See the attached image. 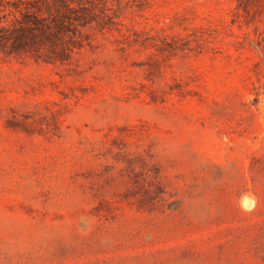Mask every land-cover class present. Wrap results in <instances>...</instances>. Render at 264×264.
I'll list each match as a JSON object with an SVG mask.
<instances>
[{
	"label": "rangeland",
	"instance_id": "374dc122",
	"mask_svg": "<svg viewBox=\"0 0 264 264\" xmlns=\"http://www.w3.org/2000/svg\"><path fill=\"white\" fill-rule=\"evenodd\" d=\"M65 2L0 48V264H264V0Z\"/></svg>",
	"mask_w": 264,
	"mask_h": 264
},
{
	"label": "trees",
	"instance_id": "16d2710c",
	"mask_svg": "<svg viewBox=\"0 0 264 264\" xmlns=\"http://www.w3.org/2000/svg\"><path fill=\"white\" fill-rule=\"evenodd\" d=\"M65 4L66 13L56 17L49 0H20L0 9V48L13 43L16 50L41 46L56 37L60 28L72 20L71 8ZM58 37V35H57Z\"/></svg>",
	"mask_w": 264,
	"mask_h": 264
},
{
	"label": "bare ground",
	"instance_id": "6f19581e",
	"mask_svg": "<svg viewBox=\"0 0 264 264\" xmlns=\"http://www.w3.org/2000/svg\"><path fill=\"white\" fill-rule=\"evenodd\" d=\"M251 199V198H250Z\"/></svg>",
	"mask_w": 264,
	"mask_h": 264
}]
</instances>
